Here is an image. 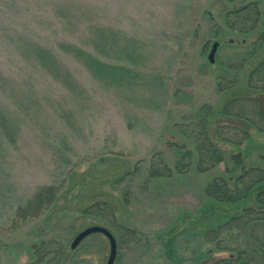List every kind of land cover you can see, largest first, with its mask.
Listing matches in <instances>:
<instances>
[{
    "label": "rangeland",
    "instance_id": "obj_1",
    "mask_svg": "<svg viewBox=\"0 0 264 264\" xmlns=\"http://www.w3.org/2000/svg\"><path fill=\"white\" fill-rule=\"evenodd\" d=\"M204 124L227 162L199 172ZM239 151L264 169V0H0V264H107L103 234L71 247L92 226L114 264L260 260L232 224L256 194L205 195Z\"/></svg>",
    "mask_w": 264,
    "mask_h": 264
},
{
    "label": "trees",
    "instance_id": "obj_2",
    "mask_svg": "<svg viewBox=\"0 0 264 264\" xmlns=\"http://www.w3.org/2000/svg\"><path fill=\"white\" fill-rule=\"evenodd\" d=\"M66 49H69V47H67ZM69 51L74 53V55L78 58L91 60L100 68L103 69L107 68L109 70H114V71L119 70V71L131 72V70L125 67H114V66L109 67L106 64L97 61L94 56L81 49L71 47ZM257 70L260 72V70H262V66H259ZM229 114H233V113L229 112ZM235 115L247 119L249 122L251 121V123L253 121L250 118L245 117L246 115L242 112ZM206 127L207 126L205 124L201 125L202 131L198 134V138H197L198 143L201 144V147L199 148V155H200L198 162L199 172H206L211 168L218 166L222 162H227L223 154L224 152L220 148H218V145L213 143L206 134ZM224 141L230 142L232 144H236L233 142L232 138L225 137ZM241 143L242 142H238L237 144L240 145ZM229 158L233 166L231 169H228L227 167L225 170L226 173L230 174L226 179L227 182H225V180L222 181L220 179L213 181L206 188L205 195L208 198L215 200L218 204L239 205L248 202L249 198L252 195L256 194L255 196L256 206L248 207L245 206V204L242 205L244 207L242 214L238 216H234V218L232 219V224L240 232L239 236H237L238 239L240 238V236L245 234L248 238L247 239L248 241H252L256 243L255 244L256 248L258 249V247L260 246V251L262 250L264 252V242L260 243L259 245L258 239L260 238H258V236H255L254 234V231L256 230L257 227H259L260 230L262 229V231H264V169L254 166L250 168L245 167L243 155L241 154L240 151L237 153L234 152L232 155H230ZM175 169L178 172L182 169V167L179 164H177ZM236 170H241L242 173H240L236 177V179H233L232 173H234V171ZM153 174L155 176H160V177H171L173 173L171 170L164 167L161 170L155 169L153 171ZM229 184L232 186H227ZM51 190H52L51 188H49V190H46L47 191L46 194H48L47 199L43 197L45 196L44 195L45 191L36 197L38 203L40 204V208H43L45 206L47 207L51 204V196H52ZM235 240L236 238L231 240V242L236 243ZM235 243L233 245H235ZM239 246L240 245H237L231 248L233 251H236L237 254L232 256V259L229 260L228 264H259L264 259V253H263V257L260 260H257L254 257H250L247 250L245 249L241 250ZM242 247L251 248V246H249L248 243H244Z\"/></svg>",
    "mask_w": 264,
    "mask_h": 264
},
{
    "label": "water",
    "instance_id": "obj_3",
    "mask_svg": "<svg viewBox=\"0 0 264 264\" xmlns=\"http://www.w3.org/2000/svg\"><path fill=\"white\" fill-rule=\"evenodd\" d=\"M218 46H219L218 42H215L212 46V49H211L210 54L208 56V59L211 63H213L215 60V53H216ZM96 233L103 234L108 238L109 243H110V255H109L107 264H114L115 260L117 258V241H116L115 237L113 236V234L108 229H106L104 227L92 226V227H89V228L83 230L82 232H80L76 236L71 247L73 249H75L83 239H85L86 237H88L91 234H96Z\"/></svg>",
    "mask_w": 264,
    "mask_h": 264
}]
</instances>
